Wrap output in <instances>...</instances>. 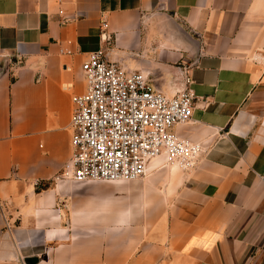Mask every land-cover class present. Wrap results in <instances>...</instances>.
I'll return each mask as SVG.
<instances>
[{
  "label": "crops",
  "instance_id": "1",
  "mask_svg": "<svg viewBox=\"0 0 264 264\" xmlns=\"http://www.w3.org/2000/svg\"><path fill=\"white\" fill-rule=\"evenodd\" d=\"M99 49L192 91L173 130L202 145L193 169L70 180L71 96ZM0 264H264V0H0Z\"/></svg>",
  "mask_w": 264,
  "mask_h": 264
},
{
  "label": "built area",
  "instance_id": "2",
  "mask_svg": "<svg viewBox=\"0 0 264 264\" xmlns=\"http://www.w3.org/2000/svg\"><path fill=\"white\" fill-rule=\"evenodd\" d=\"M80 69L84 91L71 96V155L64 165L72 182L138 180L156 157L182 171L195 167L202 145L173 130L191 118L190 89L165 96L139 72L108 61L102 49Z\"/></svg>",
  "mask_w": 264,
  "mask_h": 264
}]
</instances>
